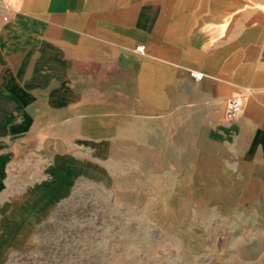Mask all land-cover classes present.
<instances>
[{
	"label": "crops",
	"instance_id": "0c3cea01",
	"mask_svg": "<svg viewBox=\"0 0 264 264\" xmlns=\"http://www.w3.org/2000/svg\"><path fill=\"white\" fill-rule=\"evenodd\" d=\"M220 3L195 7L217 14ZM160 11L153 0H0V220L21 203L53 205L69 178L103 170L114 129L149 114L198 142L188 146L198 159L186 171L230 191L229 228L246 241L241 264H264V62L254 65L253 44L236 32L223 41L221 21L192 23L202 32L195 37L183 22L162 29ZM238 72L260 73L240 85ZM244 85L253 91L238 120L225 121L226 105L223 118L212 115ZM184 89L199 113L179 123L171 114ZM79 140L90 159L67 143ZM45 171L47 185L26 184L25 174ZM13 188L35 190L12 205ZM10 247L0 236V251Z\"/></svg>",
	"mask_w": 264,
	"mask_h": 264
},
{
	"label": "rangeland",
	"instance_id": "374dc122",
	"mask_svg": "<svg viewBox=\"0 0 264 264\" xmlns=\"http://www.w3.org/2000/svg\"><path fill=\"white\" fill-rule=\"evenodd\" d=\"M197 1L153 0V4L161 5L162 29L171 26V22H183L187 24L184 32L191 35L194 32L197 37L202 32L198 33V25L191 29L192 23L204 18L221 21L223 41L236 32L239 39L246 38L253 44L257 55L254 65L264 62V0H220L217 14L213 9L203 14L195 7ZM214 1L205 0L210 5ZM157 17L154 6V22ZM259 73L238 72L239 84L243 83L241 80L251 82ZM221 77L229 81L225 72ZM244 87L248 88L242 90L237 86L233 95L246 100L248 89L253 88ZM193 99L188 89L176 94V108L171 115L179 123L198 115ZM226 101L214 108L213 116L223 118ZM163 123L147 114L115 128L107 141L104 169L95 168L88 175L69 178L53 205L33 202L16 205L35 189L7 190L16 207L0 220L1 242L11 245L0 251V264L244 262L245 237L237 236L229 228L230 210H235L230 204V191L214 189L209 182H198L186 171L189 161L198 159L187 156L189 152L197 153V149L188 146H196L198 142H189L180 133H167ZM67 143L74 146L79 158H91L85 156L89 154L84 148L88 142ZM92 158L100 161L99 157ZM25 176H29L26 184L30 186L38 184L35 179L42 180L39 185L51 181L48 171ZM26 213L30 218L20 220Z\"/></svg>",
	"mask_w": 264,
	"mask_h": 264
},
{
	"label": "built area",
	"instance_id": "2783aa9c",
	"mask_svg": "<svg viewBox=\"0 0 264 264\" xmlns=\"http://www.w3.org/2000/svg\"><path fill=\"white\" fill-rule=\"evenodd\" d=\"M145 46H139L135 52L139 53L141 55L145 54ZM194 77L197 80H201L203 78L202 74L194 75ZM244 108V97L243 96H234L230 98L227 103H226V110H225V115L224 119L228 124H231L235 122L236 120L239 119L241 116V113Z\"/></svg>",
	"mask_w": 264,
	"mask_h": 264
}]
</instances>
